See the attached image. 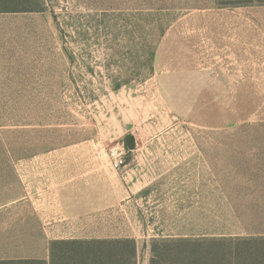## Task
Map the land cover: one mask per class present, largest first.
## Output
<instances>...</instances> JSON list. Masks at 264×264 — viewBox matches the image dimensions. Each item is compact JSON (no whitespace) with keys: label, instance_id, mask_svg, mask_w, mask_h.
<instances>
[{"label":"rangeland","instance_id":"obj_1","mask_svg":"<svg viewBox=\"0 0 264 264\" xmlns=\"http://www.w3.org/2000/svg\"><path fill=\"white\" fill-rule=\"evenodd\" d=\"M34 5L0 12V259L130 236L149 264L156 233L264 231V0ZM71 161L45 199L40 169Z\"/></svg>","mask_w":264,"mask_h":264},{"label":"trees","instance_id":"obj_2","mask_svg":"<svg viewBox=\"0 0 264 264\" xmlns=\"http://www.w3.org/2000/svg\"><path fill=\"white\" fill-rule=\"evenodd\" d=\"M34 1L0 0V12L35 10ZM152 59L153 52L145 56L148 63ZM150 252L149 264H264V231L242 236L153 237ZM0 264H138L137 244L130 236L53 239L47 259L2 258Z\"/></svg>","mask_w":264,"mask_h":264},{"label":"crops","instance_id":"obj_3","mask_svg":"<svg viewBox=\"0 0 264 264\" xmlns=\"http://www.w3.org/2000/svg\"><path fill=\"white\" fill-rule=\"evenodd\" d=\"M50 155H61L59 158H73V157H68V155H74L73 152H69V151H52L49 152ZM67 163V162H66ZM57 165L55 166V168L53 167H49V166H45L43 169H40L41 172L37 179L40 178L41 182H45L47 186V189L44 190L45 192V199L46 196L49 195V192H52V194L57 191L61 185L63 184L61 181L71 178L73 175H78V171L80 169V164H78L77 162L71 161L69 165H64V163L58 162L56 163ZM122 166V165H121ZM120 166V167H121ZM140 168V170H139ZM53 169L59 171L61 170L62 173H54L52 172ZM144 169V164L141 163L140 165L137 164L136 165V170L140 171V173H137V175L140 177L139 181H140V185L137 187L136 192L142 191V189H144L145 187H147L149 185V183L152 181H146L143 178V174H142V170ZM125 174H129L127 171L124 172L122 174L123 177H126ZM142 177V178H141ZM144 180V182H143ZM58 182V183H55ZM70 188L72 187V184H69ZM163 196H159L156 199H154V202H158L160 200H163ZM168 199H172V201L176 202L178 206L184 207L185 203L188 201V197L185 196L184 193H178V194H173L172 196H168ZM40 207H42V209H40L39 214L42 218L45 219V224L51 223L49 221H47L48 217L53 216V208L55 207V205L51 206L50 203H45V205H42L40 203ZM221 235H229V234H195V233H190V232H179V233H169V232H161L156 233L155 235H153V237H210V236H221Z\"/></svg>","mask_w":264,"mask_h":264},{"label":"water","instance_id":"obj_4","mask_svg":"<svg viewBox=\"0 0 264 264\" xmlns=\"http://www.w3.org/2000/svg\"><path fill=\"white\" fill-rule=\"evenodd\" d=\"M125 143L129 149L134 148V140H133V137L131 135H128L125 137Z\"/></svg>","mask_w":264,"mask_h":264},{"label":"built area","instance_id":"obj_5","mask_svg":"<svg viewBox=\"0 0 264 264\" xmlns=\"http://www.w3.org/2000/svg\"><path fill=\"white\" fill-rule=\"evenodd\" d=\"M122 164H124V159L122 158V156H119V157L115 160L113 166H114V168H118V167H120Z\"/></svg>","mask_w":264,"mask_h":264}]
</instances>
